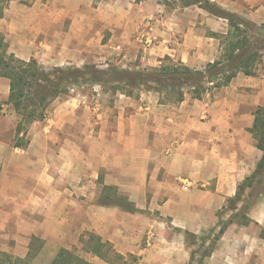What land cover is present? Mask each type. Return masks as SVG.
Listing matches in <instances>:
<instances>
[{
  "label": "crops",
  "instance_id": "1",
  "mask_svg": "<svg viewBox=\"0 0 264 264\" xmlns=\"http://www.w3.org/2000/svg\"><path fill=\"white\" fill-rule=\"evenodd\" d=\"M212 1L238 15L247 8L255 16L264 13L263 0ZM81 4L37 0L29 7L11 0L0 17V36L9 37L8 49L16 56L31 52L38 59L56 54L60 45L67 60L77 61L88 54L89 32L100 27L113 33L102 47L114 50L117 45L125 65L135 59L138 68L156 67L169 56L203 69L220 58L222 36L229 30L227 20L196 5L167 11L159 4L152 9L147 3L118 0L99 16L96 12L100 21L93 23ZM58 16L69 27L63 44L50 39ZM134 37L153 43L138 44ZM9 91V80L0 77V102L7 104ZM96 91L92 105L82 101L79 91L57 97L48 123L31 125L26 148L14 147V112L0 114V208L12 207L0 212V225L13 222L28 232L20 228L25 236L23 241L17 236L13 253L25 258L33 236L48 241L46 247L49 242L67 247L88 226L118 253L137 256L138 264H188L185 232L204 235L214 228L217 213L262 157L248 129L264 105V75L239 72L227 86L201 99L187 94L176 104L163 103L148 90L138 98L117 92L109 104ZM103 185L132 199L137 211L95 203L92 191ZM145 207L151 213L142 212ZM248 216L250 224L228 226L204 264H264V198ZM148 227L155 236L145 247ZM74 231L77 237L69 235ZM57 252L49 251V263ZM88 260L110 264L96 256Z\"/></svg>",
  "mask_w": 264,
  "mask_h": 264
},
{
  "label": "trees",
  "instance_id": "2",
  "mask_svg": "<svg viewBox=\"0 0 264 264\" xmlns=\"http://www.w3.org/2000/svg\"><path fill=\"white\" fill-rule=\"evenodd\" d=\"M11 0H0V17ZM142 0H136L141 2ZM182 6L196 5L213 16L227 20L229 30L223 35V52L217 60L208 63L203 69H195L182 62L166 56L158 67L146 70H127L110 67L102 70L86 65L82 68L56 67L47 71L39 65L36 59L23 60L8 50L0 41V77L9 80V97L7 104L11 105L18 115L14 147L26 148L29 144L28 131L37 121L47 119V111L52 102L60 95L68 94L70 89L81 85H113L114 93L121 92L127 96L139 97L135 89L154 91L161 97L163 103H180L186 95L193 99H201L204 94L213 89L227 86L239 72L245 75H255L257 65L264 60V25H257L234 14L212 0H174ZM168 101H166V100ZM174 99V100H173ZM256 141V147L262 151V157L257 163L254 172L245 178L239 185L234 197L227 199L226 206L217 213L218 222L207 234L198 236L186 231V242L189 245L200 243V247L211 246L203 253L200 264L211 256L217 242L227 230L228 226L236 221L224 222V213L238 209L243 202L244 194L255 185L264 186V105L254 112V121L248 129ZM102 183V179H99ZM112 186L103 185L102 192L105 198H112ZM263 190V188H262ZM258 201L264 197L260 192ZM101 199V198H100ZM263 199V198H262ZM261 199V200H262ZM102 200V199H101ZM99 201L105 206H121L117 202ZM260 200V201H261ZM130 212L137 211L134 206ZM236 223L248 225L253 220L244 214ZM40 240L33 238L30 251L26 258L14 257L0 251V264H29L38 250L34 251L33 243ZM88 252L100 257L110 264H138L137 256L130 255L132 262L115 251L111 243L103 241L96 234H90L86 242ZM110 251L113 257L110 256ZM194 253L188 264L194 263ZM50 264H90L74 251L61 248Z\"/></svg>",
  "mask_w": 264,
  "mask_h": 264
},
{
  "label": "rangeland",
  "instance_id": "3",
  "mask_svg": "<svg viewBox=\"0 0 264 264\" xmlns=\"http://www.w3.org/2000/svg\"><path fill=\"white\" fill-rule=\"evenodd\" d=\"M14 1H17L18 5H20V6L31 7L37 0H14ZM42 1H43V3H46V1H48V0H42ZM69 1H72V3L78 4V5L81 4L79 2V0H57V4L61 5L64 2H69ZM81 1L83 2L81 5H83V7L86 9L87 13L89 12V15H91V17L93 18L92 22L95 23L97 20H99L98 16L102 12H104L103 8L110 7L112 4H114L118 0H81ZM125 1H128V0H125ZM129 1L132 2L134 5H138V6H140L142 4L145 5L144 3H147L146 5L152 9H153V7H158V4H159L162 7H164L167 11L173 9L174 7H178V6L183 7L180 2H177L174 0H142L141 2H136V0H129ZM259 1H262V0H258V2ZM262 3H264V0L262 1ZM73 8H74V6H73ZM244 11H245V14L239 15V16H241L242 18H244L246 20L252 21V22H253V20H251V18L256 17V21H254V23L257 25H264V13H262L260 16H255L254 15L255 10L253 8H247ZM96 12H98L97 13L98 16H96ZM263 12H264V9H263ZM58 17L59 18H58V21L56 24L57 26H55L54 28H51V29H53V31H52L53 35H52V37H50V39H53V41L57 42V44H63V42H65V34L68 33L69 27H68V23H63L62 18L60 19V16H58ZM31 29L33 32H35V30L37 28H34L32 26L30 28V30ZM112 34H113L112 31H109V30L105 31V30H102L100 27H99V29L91 30L88 34L89 51H88V54L85 55L86 57L84 60H77V61L67 60V57L63 52L64 51L63 47H60V45L58 47L59 50L56 54H52L49 52H48L49 54H40L41 56L37 59L34 57V55L31 54V52H23L22 51L21 55L19 54V55H17V57H19L23 60H30V59L34 58L37 60L39 65L42 66L47 71H52L56 67H60V68H67V67L82 68L86 65L93 66L95 68L102 69V70L108 69L110 67H116V68L127 69V70H146V69H151V68L155 67V66H153V67L152 66H144V67L138 68V67H136V63H138L139 60L135 61V59H134V61H131V63H129V65H125L124 62L122 61V57L124 55V52L122 51V49H117V45L114 46L115 47L114 50L113 49L108 50V48L102 47L103 43H105L109 39H111ZM140 39H141L140 37H137V38L134 37L133 38V40H136L138 44H142V43L144 44L145 42L140 41ZM0 41H2L3 44L6 45L7 47L10 46V39L8 36H5V35L0 36ZM8 50H10V47ZM23 55H24V57H23ZM163 59L164 58H162L161 60H163ZM138 64H140V63H138ZM158 66H156V67H158ZM256 74L258 76L262 75V74L264 75V60L257 65L255 75ZM114 88L115 87L113 85L100 86V85L88 84V85L75 86L74 88L70 89V92H72V91L81 92V94L79 96L83 97L82 101H84L85 104L88 103V104L92 105L96 102V98H97V91L96 90H100L102 93L101 97L99 96L101 101H104L105 103L110 104V103H113L115 101ZM142 90H145V89H142ZM134 91H135V94H138V92H140L137 89H135ZM133 97L137 98L135 96H133ZM164 100H166V99H164ZM166 101H168V100H166ZM6 105L7 104H5V102H0V114H7L8 115L10 113L12 115L13 114L12 112H14V115H12V116L13 117L15 116L14 118L17 121L18 115L15 113L13 107L11 105L6 107ZM49 111H50V107L47 111V119L49 117V113H50ZM47 119L42 121V122H40V121H37V122H40L41 124H45V123H48ZM2 178H4V177H2ZM98 187H100V186H98ZM102 188L103 187L95 188L92 191V194L96 195L95 203L96 202L99 203V201L101 199H102L101 201H106V202L107 201L112 202V203L117 202L121 206H116V207H119L122 210H125L128 212H129V210H131L135 206L132 199L126 197L122 193H119L116 190V188H114V187H113L114 190L111 192L112 198L106 199L104 192H102ZM262 188H263V190H262ZM260 192L264 193V186L263 185H261V187L258 185H255L253 188L248 189L245 192L243 202L239 205L238 209L235 211H232V212L230 211V212L224 213V217H223L224 222H229L230 220L237 222V221L242 220L241 216L244 214H248L249 210L254 205H256V203L258 202ZM14 193L16 194V192H14ZM73 196H75V195H73ZM149 196H150V194L148 192V199H150ZM78 198H84V196L81 195ZM262 198H264V197H262ZM11 209H12V207L0 208V212H3V213L4 212H10ZM141 211L144 213H151L149 211V209L146 207L141 209ZM1 226H4V225H0V249L4 250V248L7 247V250L5 251V253L9 252L10 255H12L14 257H19L13 253V250L16 247V243L18 240L17 236L20 235L21 236L20 238L22 239V241L24 239L23 236H25L24 235L25 231H21V229L26 230L27 228L25 226L20 227L19 224L17 225L16 223H13V222L8 223V225H6L4 228H1ZM87 227L81 231L79 239L77 240L76 238L75 239L73 238L72 241H74V242H70L69 246H67V247L58 248V245L53 244L52 242H49L50 243L49 246L47 245V247H46L44 245H46L48 243V241H45L39 237L33 236V238L36 237L40 241L39 242L35 241V243H33L34 244L33 245L34 251L38 250V252H37L36 256L30 260L29 264H50L48 262V257L50 255L49 251H52V250L54 251L57 249L59 251L61 248L70 249V250L74 251L75 253H77L80 257L86 259L89 262V260H88L89 256L94 257L96 255H94L91 252H88V250L86 249V242H87L90 234H95V232L90 231ZM146 227H147V225H146ZM148 228L151 229L150 227H148ZM18 229L21 231V233L18 231ZM149 229L146 228L144 239L142 240V245L145 247H148L146 244V238H147V232ZM75 231L70 232L69 235L73 236L75 233V236L77 237L78 233H76ZM26 233L28 234L27 230H26ZM262 235L264 236V229H262ZM198 236H201V235H198ZM33 238L31 239V241L33 240ZM187 244L189 246L190 256H191L192 252L194 253V257H193L194 263L193 264H200L202 261V258H203V253L211 246V243L209 245L207 244L205 247H200V245H199L200 243H197L195 245H192V244L189 245L190 244V242H189ZM111 246L114 249L112 244H111ZM43 247H45L44 249L46 251L41 252ZM2 252H4V251H2ZM9 253H7V254H9ZM110 256L113 257V253L111 251H110ZM129 256L128 257L125 256V257L129 260V262H132V259ZM96 257H98V256H96ZM204 261L205 260H203L202 264H204ZM90 264H92V263H90Z\"/></svg>",
  "mask_w": 264,
  "mask_h": 264
},
{
  "label": "built area",
  "instance_id": "4",
  "mask_svg": "<svg viewBox=\"0 0 264 264\" xmlns=\"http://www.w3.org/2000/svg\"><path fill=\"white\" fill-rule=\"evenodd\" d=\"M145 42H146V40H145ZM151 43H153V42L148 40L146 42V45H150ZM154 236H155L154 230L153 229H149L148 232H147V238H146V244H147L148 247L152 245Z\"/></svg>",
  "mask_w": 264,
  "mask_h": 264
}]
</instances>
